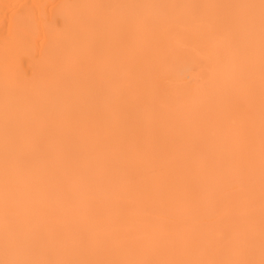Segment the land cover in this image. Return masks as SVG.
Masks as SVG:
<instances>
[{
    "label": "bare ground",
    "instance_id": "obj_1",
    "mask_svg": "<svg viewBox=\"0 0 264 264\" xmlns=\"http://www.w3.org/2000/svg\"><path fill=\"white\" fill-rule=\"evenodd\" d=\"M0 264H264V0H0Z\"/></svg>",
    "mask_w": 264,
    "mask_h": 264
}]
</instances>
